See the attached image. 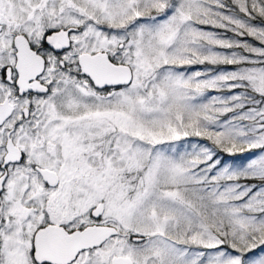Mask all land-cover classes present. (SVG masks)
<instances>
[{"label":"snow or ice","instance_id":"6c2138e0","mask_svg":"<svg viewBox=\"0 0 264 264\" xmlns=\"http://www.w3.org/2000/svg\"><path fill=\"white\" fill-rule=\"evenodd\" d=\"M0 264H264V0H0Z\"/></svg>","mask_w":264,"mask_h":264}]
</instances>
